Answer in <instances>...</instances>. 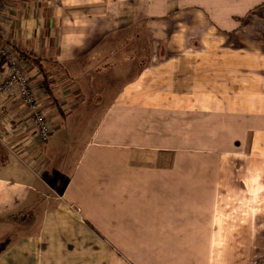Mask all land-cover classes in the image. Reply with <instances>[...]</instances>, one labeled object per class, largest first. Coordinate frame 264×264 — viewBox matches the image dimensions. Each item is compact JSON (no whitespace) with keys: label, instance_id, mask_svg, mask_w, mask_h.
<instances>
[{"label":"crops","instance_id":"1","mask_svg":"<svg viewBox=\"0 0 264 264\" xmlns=\"http://www.w3.org/2000/svg\"><path fill=\"white\" fill-rule=\"evenodd\" d=\"M0 44L52 128L0 95V264H264V0H6Z\"/></svg>","mask_w":264,"mask_h":264},{"label":"built area","instance_id":"2","mask_svg":"<svg viewBox=\"0 0 264 264\" xmlns=\"http://www.w3.org/2000/svg\"><path fill=\"white\" fill-rule=\"evenodd\" d=\"M6 0H0V28H1V8ZM0 58L4 59L7 64V74L0 81V95L6 91L17 90L23 107L31 115L35 126L36 135L40 144H44L50 134L52 128L48 118L44 114L37 97L31 87L30 82L25 74L24 67L21 62L15 57L14 53L7 47L0 44ZM4 113L0 112V126L4 121ZM1 138V136H0Z\"/></svg>","mask_w":264,"mask_h":264},{"label":"rangeland","instance_id":"3","mask_svg":"<svg viewBox=\"0 0 264 264\" xmlns=\"http://www.w3.org/2000/svg\"><path fill=\"white\" fill-rule=\"evenodd\" d=\"M227 167H228V169L231 171V169H233V167L232 166H229V165H227ZM235 175H237V174H235ZM229 176V175H228ZM235 179L237 180H239V184L241 185L242 184V186H246L247 185V181H249V183H248V185L249 184H251V182H250V179H247V178H245V177H243V176H241V177H235ZM235 179H233V178H226V182L224 183L225 185H231L232 184V180L234 181ZM241 180L243 181V183L241 182ZM253 180V179H252ZM255 180H259V181H261V179H255ZM250 186V185H249ZM259 189H261L260 187H258ZM257 187L255 188V190H257L258 189ZM258 189V190H259ZM256 195V197H261V193H258V194H255ZM245 197H246V194L244 195ZM254 217H255V219H258V217H260V218H262V212H260V211H255V215H253ZM252 216V217H253ZM257 221V220H256ZM255 227V233H264V226L263 225H260V226H254ZM239 243H241V244H243V242H239ZM224 245V244H223ZM242 249V248H241ZM249 249L250 250H253L254 249V253L256 254V253H258V251L260 250V249H262L260 252L262 253L263 251H264V239L262 238V239H256L254 242H252L251 244H250V247H249ZM257 258H259V256H257V257H255V260L257 259Z\"/></svg>","mask_w":264,"mask_h":264}]
</instances>
